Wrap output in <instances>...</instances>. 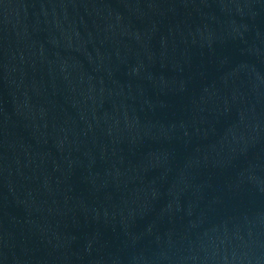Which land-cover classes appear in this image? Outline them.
I'll list each match as a JSON object with an SVG mask.
<instances>
[{"label":"water","instance_id":"1","mask_svg":"<svg viewBox=\"0 0 264 264\" xmlns=\"http://www.w3.org/2000/svg\"><path fill=\"white\" fill-rule=\"evenodd\" d=\"M0 264H264V0H0Z\"/></svg>","mask_w":264,"mask_h":264}]
</instances>
